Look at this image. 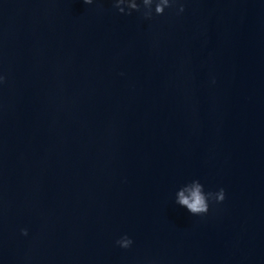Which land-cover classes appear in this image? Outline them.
I'll list each match as a JSON object with an SVG mask.
<instances>
[{
  "label": "water",
  "instance_id": "water-1",
  "mask_svg": "<svg viewBox=\"0 0 264 264\" xmlns=\"http://www.w3.org/2000/svg\"><path fill=\"white\" fill-rule=\"evenodd\" d=\"M154 8L0 0V264H264V0Z\"/></svg>",
  "mask_w": 264,
  "mask_h": 264
},
{
  "label": "clouds",
  "instance_id": "clouds-1",
  "mask_svg": "<svg viewBox=\"0 0 264 264\" xmlns=\"http://www.w3.org/2000/svg\"><path fill=\"white\" fill-rule=\"evenodd\" d=\"M113 7L120 13L131 14L132 11H141L143 6V15L145 18H151L153 15V4H155L154 12L157 15H163L166 8H171L179 2V0H112ZM84 4H92L93 0H83ZM127 10V11H126ZM184 11V4L179 3L178 13ZM5 77L0 75V83ZM225 199V190L220 188L218 191L205 192L204 185L194 179L183 185L177 192L176 203L185 207L192 215H202L209 210V201L221 202ZM23 235H27L28 230L21 229ZM133 241L127 234L116 240V244L122 248H129Z\"/></svg>",
  "mask_w": 264,
  "mask_h": 264
}]
</instances>
